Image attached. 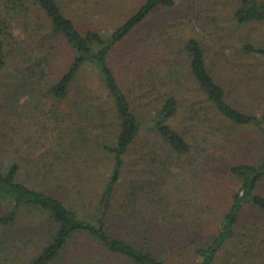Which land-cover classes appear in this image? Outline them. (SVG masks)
Wrapping results in <instances>:
<instances>
[{
	"label": "rangeland",
	"instance_id": "374dc122",
	"mask_svg": "<svg viewBox=\"0 0 264 264\" xmlns=\"http://www.w3.org/2000/svg\"><path fill=\"white\" fill-rule=\"evenodd\" d=\"M34 1L23 0L29 11L21 12L19 29H24L26 21L38 20L31 13L36 10ZM59 1L81 32L110 33L146 0ZM173 1L174 7L155 11L110 58L122 88L143 121L153 118L163 95L175 96L178 110L170 124L191 146L189 153L175 154L144 125L146 130L127 156L116 188L110 232L142 244L140 236L131 233L129 221L136 218L140 224L146 219L152 224L150 231L162 235L159 249L164 248L166 239L172 237L176 242L183 232L202 230L204 236L211 237L239 188L230 168L256 163L263 151L257 130L232 124L209 101L191 73L185 45L196 39L228 101L244 112L260 115L264 111V58L248 52L245 46H264V23L238 25L234 13L239 0ZM5 4L6 0H0V12ZM34 43H24L28 52ZM54 45L48 76L43 80L37 76L30 80L31 85L17 71L18 60H9L0 86V161L6 166L19 164L20 174L30 186L59 197L77 211L93 213L114 166L113 156L105 148L113 144L108 141L113 131L112 104L91 69L81 73L66 100L58 102L48 95L68 70L73 55L65 42ZM26 85L29 94L17 90ZM5 98L11 100L15 110L7 111ZM103 116L106 128L102 130L94 125L102 122ZM136 185H144L148 191L134 193ZM149 187L153 192L150 201L145 196ZM258 191L264 195V183ZM3 207L0 204V215L5 212ZM253 212L247 207L238 237L223 251L218 264H236L239 259L240 264L248 262L250 248L240 241L244 234L252 236L246 229L254 222L259 223L260 230L255 228L258 239L264 241V220ZM51 229L45 215L26 211L9 234L0 230V264H26L41 250ZM67 254L55 264H128L85 238L70 246Z\"/></svg>",
	"mask_w": 264,
	"mask_h": 264
},
{
	"label": "trees",
	"instance_id": "16d2710c",
	"mask_svg": "<svg viewBox=\"0 0 264 264\" xmlns=\"http://www.w3.org/2000/svg\"><path fill=\"white\" fill-rule=\"evenodd\" d=\"M33 6L36 10L31 13H35L38 20L26 21L24 29H19L17 24V22L22 24L21 12L29 11L28 7L23 5V0H6L0 12V86L11 59L18 60L17 71L24 77L27 84L31 85L30 80L36 79L37 76L40 80L46 78L51 64L50 58L55 50L54 43L65 42L73 51L71 64L48 90V95L58 102L66 100L81 73L88 69L94 70L112 104L113 131L108 141L111 140L113 144L110 147L105 145V148L113 156L114 166L111 175L105 181L95 211L83 213L66 204L59 197L30 186L26 178L23 179L20 174L21 167L16 162L6 166L0 161V204L5 210L0 215V230L7 231L6 233L9 234L26 211L41 213L51 221L52 229L47 235L45 244L26 264H55L66 259L68 248L77 245L80 238L95 242L110 256L128 264L220 263L219 258L223 251L239 235L241 217L247 207H252L259 220H264V195L258 191L264 183V111L260 115H254L232 105L226 97L225 89L210 72L204 48L196 39H190L185 45V50L195 81L217 111L232 124L250 127L259 132L263 151L256 163L235 164L230 168V175L239 184V188L233 192L227 210L219 218V227L211 237L204 236L202 230L196 231L195 234L183 232L177 237L176 242L172 237L170 240L166 239L164 248L159 249L158 239L162 235L155 231L152 233L150 231L152 224L146 223V219L138 224L135 218L129 221V224H132L130 225L131 233L140 236L144 243L136 244L129 241L121 235L110 232L109 223L113 221L112 211L116 188L121 182L126 158L138 137L147 128L146 131L163 139L175 154H187L191 146L170 124V120L178 110V101L175 96L163 95L164 98L159 101L153 118L143 121L122 88L111 66L110 58L150 15L158 9L174 7L175 2L146 0L134 14L110 33L95 30L81 32L74 20L66 15L59 0H35ZM234 14L240 26L264 23V1L239 0ZM28 40L35 42L30 52L24 44ZM245 49L264 58V46L246 45ZM38 84L39 82L35 83V85ZM17 90L29 94L27 85L20 86ZM5 100L9 107L7 111L16 109L9 98ZM13 100L17 103L15 98ZM7 111L5 114L9 116ZM101 119L102 122H97L94 126L103 130L106 128L104 122L106 117L103 116ZM91 121L94 120L91 119ZM5 145H7L6 142ZM5 148L7 150V147ZM150 188L145 195L149 201L153 196ZM144 191H148L144 185L134 186V193ZM245 222L247 224L249 220ZM258 225V222H254V225L247 228L246 231L251 232L252 236L248 233L244 234L240 241L250 248V251L246 253L249 257L245 264H264V241L258 239L260 236ZM8 237H6L7 243H10ZM189 239H191L190 242H188ZM236 264H240V259Z\"/></svg>",
	"mask_w": 264,
	"mask_h": 264
}]
</instances>
